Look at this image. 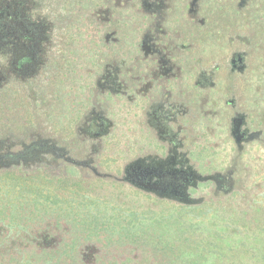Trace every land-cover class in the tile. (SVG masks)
<instances>
[{
	"label": "rangeland",
	"instance_id": "1",
	"mask_svg": "<svg viewBox=\"0 0 264 264\" xmlns=\"http://www.w3.org/2000/svg\"><path fill=\"white\" fill-rule=\"evenodd\" d=\"M11 1L44 51L0 57V264H264V0Z\"/></svg>",
	"mask_w": 264,
	"mask_h": 264
},
{
	"label": "flooded vegetation",
	"instance_id": "2",
	"mask_svg": "<svg viewBox=\"0 0 264 264\" xmlns=\"http://www.w3.org/2000/svg\"><path fill=\"white\" fill-rule=\"evenodd\" d=\"M21 6L0 0V57L17 72H28L36 54L43 52L36 25L23 16ZM135 183L145 189L177 195L194 182L188 167L163 161H136L129 170Z\"/></svg>",
	"mask_w": 264,
	"mask_h": 264
},
{
	"label": "water",
	"instance_id": "3",
	"mask_svg": "<svg viewBox=\"0 0 264 264\" xmlns=\"http://www.w3.org/2000/svg\"><path fill=\"white\" fill-rule=\"evenodd\" d=\"M239 63V60H234L233 64L237 65ZM241 124V119L239 117H236L233 119V128H232V133L235 135L236 139L239 140L242 137V134L239 131V126ZM133 169V166L130 165L127 167V174L130 175L129 170Z\"/></svg>",
	"mask_w": 264,
	"mask_h": 264
},
{
	"label": "trees",
	"instance_id": "4",
	"mask_svg": "<svg viewBox=\"0 0 264 264\" xmlns=\"http://www.w3.org/2000/svg\"><path fill=\"white\" fill-rule=\"evenodd\" d=\"M264 258V256L262 257V259ZM260 261H262L263 262V260H260Z\"/></svg>",
	"mask_w": 264,
	"mask_h": 264
}]
</instances>
